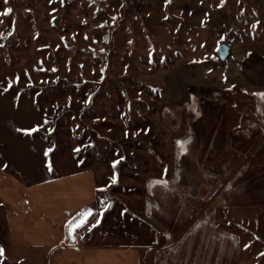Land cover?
<instances>
[{
    "label": "rangeland",
    "instance_id": "1",
    "mask_svg": "<svg viewBox=\"0 0 264 264\" xmlns=\"http://www.w3.org/2000/svg\"><path fill=\"white\" fill-rule=\"evenodd\" d=\"M9 8L0 16V169L31 184L94 169L109 201L74 239L135 243L144 232L151 241L138 214L144 184L172 171L187 92L264 85V0H0V12ZM221 43L233 50L225 67ZM219 217L242 240V264H264V212Z\"/></svg>",
    "mask_w": 264,
    "mask_h": 264
},
{
    "label": "crops",
    "instance_id": "2",
    "mask_svg": "<svg viewBox=\"0 0 264 264\" xmlns=\"http://www.w3.org/2000/svg\"><path fill=\"white\" fill-rule=\"evenodd\" d=\"M247 84L187 92L172 171L144 184L138 214L151 241L144 232L137 243L117 244L69 235V222L86 209L100 214L101 201H109L94 169L32 184L0 169L8 231L0 264H242V240L219 216L264 212V104L253 95L264 93V85ZM233 93L241 98L236 104ZM180 141H187L183 151ZM117 207L119 214H132Z\"/></svg>",
    "mask_w": 264,
    "mask_h": 264
},
{
    "label": "snow or ice",
    "instance_id": "3",
    "mask_svg": "<svg viewBox=\"0 0 264 264\" xmlns=\"http://www.w3.org/2000/svg\"><path fill=\"white\" fill-rule=\"evenodd\" d=\"M5 2H7V0H5ZM169 2H170V0H169ZM11 11H12V9L9 8L5 12H0V16L8 15V14L11 13ZM0 38H2V34H0ZM218 51H219V49H218ZM253 95H256L258 97V100L260 101V103L264 104V93H254ZM37 130L38 129H31V130H23V131H25L26 134H30V132L37 131ZM178 143H179V147H180L181 151L185 150V146H186L187 141H180ZM49 151H51V149H49ZM77 151H79V150L77 149ZM46 155H47V153H46ZM117 163H119V161L114 162L113 168H115ZM49 167H50V165H49ZM111 179H112L113 182L116 181V177L115 176L112 177ZM157 183H161V182L158 181ZM164 183H166V182H164ZM103 203L104 202L101 201V204H103ZM93 215H94V213L92 212L91 209H86L85 211H83L80 214V219L69 222V225H68V227H69V235L74 238L76 229L83 227L88 222V218L93 216ZM101 215H102V213H101ZM97 223H98V221H97ZM92 226L95 227L96 225L93 224ZM2 251L3 250L0 249V254H2Z\"/></svg>",
    "mask_w": 264,
    "mask_h": 264
},
{
    "label": "water",
    "instance_id": "4",
    "mask_svg": "<svg viewBox=\"0 0 264 264\" xmlns=\"http://www.w3.org/2000/svg\"><path fill=\"white\" fill-rule=\"evenodd\" d=\"M217 61L221 66H227L228 60L233 55L232 46L228 43H221L218 47Z\"/></svg>",
    "mask_w": 264,
    "mask_h": 264
}]
</instances>
